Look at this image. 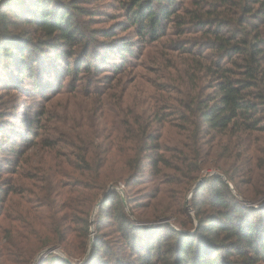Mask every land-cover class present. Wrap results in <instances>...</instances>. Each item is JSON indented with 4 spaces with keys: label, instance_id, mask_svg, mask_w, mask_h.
<instances>
[{
    "label": "trees",
    "instance_id": "trees-1",
    "mask_svg": "<svg viewBox=\"0 0 264 264\" xmlns=\"http://www.w3.org/2000/svg\"><path fill=\"white\" fill-rule=\"evenodd\" d=\"M118 4L0 2V264H264V0Z\"/></svg>",
    "mask_w": 264,
    "mask_h": 264
},
{
    "label": "rangeland",
    "instance_id": "rangeland-1",
    "mask_svg": "<svg viewBox=\"0 0 264 264\" xmlns=\"http://www.w3.org/2000/svg\"><path fill=\"white\" fill-rule=\"evenodd\" d=\"M86 1V5L89 6L92 10H94L95 12H97L99 14V21H108L107 23H100L99 26H107L108 24H112L114 21H118L121 20L122 17V10L120 9V5L118 4V0H85ZM115 18V19H113ZM149 66V65H147ZM150 67L144 69L142 67L136 66L134 68V72H137L140 76L143 77V82L145 84V86H149V82L152 80H157V76L156 74H153V71H150ZM44 99H40L38 97L35 98H23L20 102V107L22 109V107L24 105H28V106H34L36 108V106L38 107L39 104L43 103ZM45 156V155H44ZM44 161H48V158L45 156L43 157ZM7 176H14L11 175L10 173H4ZM32 182V181H31ZM188 198H189V194H188ZM53 252V251H51ZM50 253V252H48ZM54 253V252H53ZM58 253H60L58 251Z\"/></svg>",
    "mask_w": 264,
    "mask_h": 264
},
{
    "label": "water",
    "instance_id": "water-1",
    "mask_svg": "<svg viewBox=\"0 0 264 264\" xmlns=\"http://www.w3.org/2000/svg\"><path fill=\"white\" fill-rule=\"evenodd\" d=\"M2 0H0L1 2ZM213 173V172H212ZM206 176H203L199 181H198V184L201 183L204 179H205ZM113 189L112 186H110L109 190L105 193V195L103 196V199L106 197L107 193L110 192V190ZM160 221H153V222H147V223H143L144 225H155L157 223H159ZM93 222H91V225H92ZM55 252V253H58V249H55V248H50L48 250H45L43 252H41L40 254L37 255L35 261L33 264H39L41 262V260L44 258V256L48 253V252ZM60 254V253H58Z\"/></svg>",
    "mask_w": 264,
    "mask_h": 264
}]
</instances>
